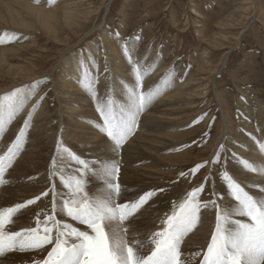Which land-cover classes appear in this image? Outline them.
Returning a JSON list of instances; mask_svg holds the SVG:
<instances>
[{"label": "rangeland", "instance_id": "374dc122", "mask_svg": "<svg viewBox=\"0 0 264 264\" xmlns=\"http://www.w3.org/2000/svg\"><path fill=\"white\" fill-rule=\"evenodd\" d=\"M58 1L54 0L46 5L50 8ZM74 2L75 7L81 12L75 24L67 27L56 23L54 33L39 28L36 23L31 24L30 30L27 31L30 37L20 38L12 51L0 61V97L16 88H23L27 92L34 83L40 82L35 95L31 96L20 110L21 112L28 108V111L31 108L29 104L32 106L23 115L19 128L16 126L12 128V122L19 111L10 121L7 112H0V120H3L0 141L4 150L14 142L33 106L40 101L41 96L44 97L32 116L33 120L39 112L38 120L35 121L37 131L32 136L27 132L22 148L23 150L27 147V150H31V161L26 158L28 163H25V172H17L18 176L15 177L9 175L14 181L3 185L5 189L11 186L12 190H7L16 192L17 186L23 187L20 181L23 182L27 178V181L34 180L33 177L37 175L48 177L53 161L52 154L51 157L49 155L55 136L56 143L58 139L62 140L64 145L66 144L81 158L89 161L100 159L101 151H96L97 141L94 139L100 132L102 119L96 110V103L93 99L84 100L90 98V94L83 89L86 96L80 95V99H77L74 94L76 101L71 100L73 104L65 105L68 92L61 82L65 77L63 71L67 68L75 71V66H78L81 59L94 60L98 69L90 67L92 72L105 79L101 86L108 87V80L119 81L118 71L125 72L117 61L121 58L123 45L127 41L135 54L134 59L154 67L150 76L153 73L154 75L153 78L150 77L149 82L158 79L160 84L161 78L170 71L174 72L175 78L170 85L173 88L166 93L169 96H165L167 98L163 96L164 106H158V118L153 127H148L147 121L151 117L146 118L147 113L143 112L138 118L136 130L128 138L129 141L137 130L144 135L143 137L156 133L163 134L162 138H155L157 142H150L154 143L151 147L161 149L157 155L151 153L152 156H148L150 153L141 151L136 162V165L152 162V176H148L147 181L143 179L140 181L148 185L139 187L140 184L136 183L138 187L132 188L130 183L119 182L124 201L131 197L127 196L130 188L137 192L135 198L147 190L165 189L163 192L157 191L160 195L174 191L173 202H179L187 192L201 184H204L205 188L218 185V193L221 196L230 195L219 175L224 170L228 148L230 152L227 159H234L231 160V165L237 167L241 165V159H247L230 149L231 140L223 145L220 164H207L195 174L191 173V169L214 158L213 152L220 150L218 143L224 128V132L227 128L228 136L239 138L236 135L247 131L251 126L246 118L256 121L254 129L259 127L258 123L264 124V0H74ZM29 21L34 23L32 20ZM0 27L5 26L0 24ZM137 36L140 37L139 40L135 39ZM112 63H115L118 70L115 71L110 66ZM67 80L75 82L78 81V77L72 76ZM103 87L100 89H104V96L113 95L114 91ZM149 87H146L147 90ZM161 88L163 89L162 84ZM164 93L163 90L162 95ZM113 96L117 98L118 103L127 104V94ZM68 105L79 106L78 113L73 117L75 119L79 117L81 123H76L77 125L72 122L65 124V121L61 123L66 116L64 112ZM248 113H255L257 116L251 118ZM62 129V135H68L66 139L60 134ZM148 133L149 135H146ZM245 137H247L245 141L249 139V131ZM148 142L146 141V145L149 146ZM117 155H123L122 149ZM159 156L161 158H158ZM59 162L58 158L57 163ZM15 167L17 168V165ZM229 171L234 174L233 169L230 168ZM181 172L186 175L181 176ZM210 174L213 175L215 182L212 185ZM17 177L20 179L17 180L18 184H15ZM87 179L86 190H89L90 196H97L93 193L98 189L104 190L105 184L101 178L89 176ZM258 190L263 196L264 191ZM207 193L209 192H204ZM3 194L8 193L4 191ZM14 201L17 200L14 198L12 202ZM120 201L124 202L122 199ZM5 207H9L8 203L0 202V209ZM153 207L148 203L143 209L149 211ZM60 216L57 218L69 220L63 214ZM18 226L15 224L9 227L11 230L22 229ZM129 240L131 241V238ZM185 242L182 244L183 247L181 245V251L185 255L192 254L191 247ZM201 249L203 248H199L198 252ZM10 253L0 255V264L8 260ZM199 259L200 257H196L195 260ZM195 260L193 264H196Z\"/></svg>", "mask_w": 264, "mask_h": 264}, {"label": "snow or ice", "instance_id": "6c2138e0", "mask_svg": "<svg viewBox=\"0 0 264 264\" xmlns=\"http://www.w3.org/2000/svg\"><path fill=\"white\" fill-rule=\"evenodd\" d=\"M52 2L54 0H49V3ZM16 39V33L0 34V44ZM135 39L139 40L140 37ZM122 50L131 65L134 78L131 84L122 82V87L127 93L126 105L118 103L111 94L106 98L97 95L98 76L91 68L98 69V66L94 60L78 61V82L96 99V110L102 119L99 131L109 139L115 153L120 151L136 130L140 114L163 90H167L175 78L174 72L170 71L165 74L160 84L144 90L145 77L154 67L149 65L145 68L134 59L132 47L127 41ZM39 83H34L27 92L23 88H16L4 94L0 97V112H7L10 121L27 100L35 95ZM43 99L41 96L40 101ZM40 101H37L28 113L14 142L0 155V186L8 183L6 173L22 151L33 113ZM2 125L3 120H0V128ZM223 150L224 146L220 145V150L212 160L197 164L191 169V173L195 174L207 164H220ZM260 150L264 152V144H260ZM57 153L60 154L58 158L66 163L61 169L58 167V158L54 157L51 175L53 180L58 177L67 190V195L59 196L53 183L49 190L34 199L0 209V255L16 250L46 251V256L34 260L33 264H193L196 257H200L196 264H264V199H257L246 191L226 168L219 175L232 198V206L226 207L218 203L223 200V196L214 191L213 198L203 200L201 194L205 192V186L201 184L187 192L179 202L172 203L170 212L160 218L158 230L152 232L145 243L136 238L131 241L128 239L127 224L157 195V191L163 192L165 189L147 190L135 199L118 202L123 199L122 187L118 180V163L99 158L92 161L83 159L59 139ZM240 163L246 170L257 171V168L246 160L241 159ZM180 175L185 176L186 173L181 172ZM89 176L101 178L106 190L97 196H90L86 190ZM207 179L208 177L205 178ZM50 192L51 207L36 215L35 226L18 231L10 229L9 226L14 223L13 217L20 210L35 204L41 197L49 196ZM210 205L215 209V228L210 240L206 248L185 255L181 251V245L201 222L202 209H208ZM61 214L71 222L58 219ZM80 226L86 227L82 229Z\"/></svg>", "mask_w": 264, "mask_h": 264}, {"label": "bare ground", "instance_id": "6f19581e", "mask_svg": "<svg viewBox=\"0 0 264 264\" xmlns=\"http://www.w3.org/2000/svg\"><path fill=\"white\" fill-rule=\"evenodd\" d=\"M47 3H49V0H39V2H36V0H0V24L5 26V27H0V34H2L4 32H8V33H16L18 35V39L14 40L10 43L0 44V61H3L5 55L12 51L15 43L20 38H29L30 37V34L27 33V31L30 30L29 27L31 24L36 23L39 25L38 26L39 28L42 27V28L47 29V31H49L50 33H52V32L54 33L55 32V29H54L55 26L54 25H56V23H60V24L65 25L67 27H71L72 24H75L76 21H78L81 12L75 7L76 3L74 2V0H59L57 3H55L50 8H48ZM29 20H32L34 23L30 22ZM52 24H53V26H51ZM132 54H133V56H135L134 52H132ZM86 62H90V59L87 58ZM139 62L141 64H143L145 68H147L149 66V65L144 64L143 61H139ZM117 63L119 65H121V66H119L120 68L121 67L124 68L125 72L119 73V71H118V75L120 76L119 81H117V80L116 81H110L107 79L108 84H109L108 87L101 86V85H103V82L105 79H103L102 77H100L99 75L94 73L95 75L98 76V82L96 84L97 95H99L102 98H106V96H104V94H103L104 89L101 90L100 88L103 87L106 89L107 88L111 89L112 91H114L113 95H126L127 93L124 91V89L122 87V82H127L129 84H131L133 82L134 78H133V75L131 72V65L128 63L127 58L124 56L123 50L121 53V58L117 61ZM110 66L113 67V69L115 71L118 70L115 63H112ZM75 67H76L75 71L69 70L68 68L63 71L65 73V74L63 73V76L65 75V77H64V79L61 80V82L66 87L65 91L68 92L67 93L68 96H66V98L68 100L65 99L67 101L65 103V105L68 103L73 104V103H71V100L76 101V98L80 99L79 98L80 95L86 96L83 93L82 86L80 84L78 85L77 80H75V82L67 80L72 76H74V77L80 76L79 66H75ZM89 67H91L90 63H89ZM150 75H151V73H149L145 77L144 90H147V88H146L147 86L148 87L149 86L154 87L156 85V82H158V84H159L158 79H155V82H149L150 77L153 78L152 76L154 75V73L152 74V76H150ZM187 84H189V83H187ZM99 86H101V87H99ZM172 88H173V86H169V89L164 90V92H165L164 95H162V94L159 95L158 96L159 98L155 99L153 101V103L151 105H149L148 108L144 111L145 113H147L146 118L151 117L147 121L148 127H153L154 122L157 121V118H158L157 112L159 111L158 106L159 105L164 106L163 103H164L165 99H163V96L164 97L169 96L166 93H167V91L170 92V89H172ZM84 92H86V91H84ZM74 94L76 96L75 99L73 97ZM89 96H90V98H84V100L86 99V101L87 100L89 101V99H93L94 102L96 103V106H97L96 99H94L91 95H89ZM119 98H120V96H119ZM165 98H167V97H165ZM115 99L117 100L116 97H115ZM120 99H123V97ZM29 106L32 108V106L30 104H29ZM27 109L28 108H25L21 112L19 111L17 113L16 118L14 119V122H12V125H13L12 128H14L15 126L17 128H19L18 126L21 124V120L24 118L23 115L30 110L29 109L27 111ZM78 110H79L78 105L75 107H71L69 105L66 106V112H64V114H66V116L63 117V120H61V123H63V121H65V124L66 123L70 124L72 122L73 124L77 125L76 123H78V124L81 123V122H79V117L76 119H75V117H73L75 113H78ZM39 111H41V110H39ZM38 113L34 116L35 119L32 120L31 127L27 131V132H29L30 136H32L33 133L35 131H37V129H35V128H37L35 121L38 120V116H37V115H39ZM248 114L251 118H254V116L256 115L255 113H248ZM61 116H63L62 113H61ZM246 119H247L246 121L251 124L250 128L248 130L246 129L247 131H249V135H250L248 140L245 141V138H247V137H245L247 131H243L241 133L239 132V134L236 135L239 138H236V137L231 138L230 136H228L229 132L227 133V131H228L227 128H226V132H224V129H225L224 128L218 144L225 146V144L231 140L229 144L231 146L230 149H232V151L236 152V154L237 153L242 154V156L247 158L246 160L249 163L253 164L254 166L255 165H260V166H255L257 168V171L253 172V171L246 170L241 165H237V167L235 165H231V162H232L231 160L234 161V159H230L229 157H228L229 160L227 159V156H229L228 152H230L229 148H228L227 155H226V162L224 163L223 168L224 169L226 168L228 171L230 170V168L233 169L235 175L231 174L230 171H229V173L231 175H233L234 179L237 180V182H239L245 188L246 191H248L250 194L254 195L257 199H264L263 198L264 193L262 196L261 191L258 190V189H264V152H262L260 150V144H264V128H263L264 124L258 123L259 127H257V129H254V125H255L254 122H256V121L255 120L254 121L249 120L248 118H246ZM100 125H101V122H100ZM245 126H247V125H245ZM99 128H100V126H99ZM148 129H151V128H148ZM9 131L10 130H8V132ZM62 132H63V129L61 130L60 134L64 139H66L68 137V135H62ZM146 135H149V133ZM152 135L153 136L143 137L144 135L142 133H140L139 130H137L135 132V134L130 138V140L129 141L127 140L125 145L121 148L123 151V155H117V153L112 151L111 142L101 132H98L97 138L94 139V141H97L96 142V144H97L96 151L97 152L101 151L100 159L108 160V161H116L117 160L116 163H118L119 168H120V173H119V177H118V179H120L119 182L130 183L132 188H136V187H138L136 185V183L140 184L139 187L144 186V185L145 186L148 185V183L145 184V183H141L140 181L142 179L144 181H147L148 176H152V170H153V169H151L153 167L152 162L150 164L143 163L141 165H136V162L139 159V154H141V151L142 152L146 151L147 153H150V155H148V156H152L151 153H153V154L155 153L157 155L159 150H161V149L155 148V146L151 147L154 145V143L153 144H151V143L157 142V139L162 138L163 134L156 133V134H152ZM152 137H153V139H152ZM155 138H157V139H155ZM240 138H242V139H240ZM55 140H56V136L54 138L53 146L51 145V150H50V155H49L51 157V154H52V160L54 157H59V155H60L57 153V143L55 142ZM146 141L147 142L149 141L148 143H150L151 141L152 142L148 146V145H146ZM2 145H3L2 141H0V152H1L0 155H2L4 152L7 151L6 149L4 150L2 148ZM52 147H53V149H52ZM31 153H32L31 150H27V147H26V149H23L22 151H20L15 162L13 163L12 168H10L8 170V172L6 173V178L9 179L8 180L9 184L12 183L11 182L12 177L9 176L10 174H12V176L14 175V177H15V175H17V172H25L24 166L26 165L25 163H28L26 161V158H28L31 161V157H32ZM213 153L215 154L216 150ZM213 156L214 155H212V158H213ZM149 158L151 159V157H149ZM158 158H161V157L159 156ZM151 160L153 161V159H151ZM236 164H237V160H236ZM15 165H17V168L15 167ZM62 165L63 166L65 165L64 161L60 160V162L58 163V167L61 168ZM156 166L159 167V165H156ZM12 169H14V170H12ZM61 169H63V168H61ZM51 173H52V164H51L50 172H48L47 178H43V175H37V176L33 177L34 180L31 179L30 181H27V179H28L27 178V179L23 180V182L20 181V183L23 184V187L21 188L20 186H17L16 192H15V190H14V192L9 191V190H12V188H13L11 186L7 187V189H9V190L5 189L4 186L3 187L0 186V202L6 203V204L8 203V206H11L14 203H16L17 201L19 203L22 201L25 202L28 199H34L36 196H40L41 193L45 192L46 190H49L52 187L53 183H55V185H56V191L59 194V196H66L67 190L60 183L58 177L55 180H53ZM26 177H28V176H24V178H26ZM210 177L212 180V183H211V185H212L215 182H214V178H213L212 174H210ZM19 179H20V177L15 178V181H16L15 184H18L17 180H19ZM220 179H221V177H220ZM12 181H14V180H12ZM222 184H224L223 181H222ZM218 187H219L218 185L217 186L214 185V187L209 186V187L205 188V191H208L209 193H207V194L202 193L201 194L202 199L208 200V199L213 198L212 197L213 191L216 192L217 194H219L218 193ZM257 187H258V189H256ZM105 190H106V188H104V190L98 189L93 194L99 195V194L103 193ZM4 191H6L8 194H6V195L3 194ZM87 191H89V190L87 189ZM129 191H128L127 196H131V197L135 198L136 197L135 194L137 192L133 191V189H131V188ZM124 194L126 195V193H124ZM166 194L160 195L157 193V195L154 196L152 198V200L149 201L150 206H152V207L154 206V207L150 208L149 211L142 209V211L136 215L135 219H133L131 221V223L127 224V227L129 228L128 239L131 238V240H132L133 238H136V239H139V240L144 241L146 243L147 238L151 235V233L158 230V228L160 226V223H159L160 218L165 213H168L171 210V206L173 203L172 199L174 197L175 192L174 191H168ZM176 195H178V193H176ZM131 197H130V199H132ZM14 198L17 201L16 202L14 201V203H13L12 200H14ZM122 200L124 201V197ZM118 202H122V201L119 200ZM218 203H222L226 207L233 205V201H232V198L230 195L224 196L223 200L218 201ZM50 207H51V192L49 193V196L41 197V200L36 201L35 204L29 205L26 209L20 210V212L17 213L16 218L13 219L14 223L12 225H15V224L19 225L18 227H20V228L35 226L36 215L41 213L42 210H44V211L49 210ZM148 207H149V205H148ZM60 218H61V216H60ZM237 218L246 219V218H242V217H237ZM85 227L86 226H84L82 229H84ZM214 228H215V209L213 207H211V205H210L208 209H202L201 222L198 223L197 226L195 227V229L193 230V232L189 233V235L185 238L186 245H189L191 247V250L193 251V253L198 252L199 248H203V249L206 248L207 242L210 240V235H211L212 231L214 230ZM183 245H182V247H183ZM187 252H189V251H187ZM46 254L47 253L44 250H40V251H35V250L30 251L29 250V251H23V252H21L19 250L11 251L8 260L3 261L1 264H33L34 260L41 259L42 257H45ZM187 255H188V253H187Z\"/></svg>", "mask_w": 264, "mask_h": 264}]
</instances>
